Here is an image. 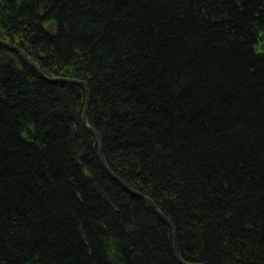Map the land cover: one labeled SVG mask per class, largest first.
<instances>
[{"label": "trees", "instance_id": "16d2710c", "mask_svg": "<svg viewBox=\"0 0 264 264\" xmlns=\"http://www.w3.org/2000/svg\"><path fill=\"white\" fill-rule=\"evenodd\" d=\"M0 40L40 68L0 44V264H179L69 81L186 262L264 264V0H0Z\"/></svg>", "mask_w": 264, "mask_h": 264}, {"label": "bare ground", "instance_id": "6f19581e", "mask_svg": "<svg viewBox=\"0 0 264 264\" xmlns=\"http://www.w3.org/2000/svg\"><path fill=\"white\" fill-rule=\"evenodd\" d=\"M40 5L41 4H37L36 6L33 7V11L30 12L31 18H33V20H36V22L40 23L41 25L43 23V19H41L40 14H38V12L40 11ZM34 15V16H32ZM62 27H67V25L64 24V26ZM252 31V30H251ZM253 49L255 50L257 55H262L263 53V48L262 46L258 45V46H254ZM11 50V49H10ZM87 86V85H86ZM90 101H91V95H90ZM90 107V106H89ZM89 110V109H88ZM85 111V110H84ZM88 113V111H87ZM87 124L90 127L89 121L87 120ZM87 124H85L84 122V118H83V127L85 126L87 128ZM88 129V128H87ZM95 133H97L96 130H94ZM90 137H94L96 138L92 133H90ZM85 137H81L79 138L80 140H84ZM102 143H103V139L101 138ZM98 141V140H97ZM99 142V141H98ZM104 147V144H103ZM115 150H119V147H114ZM111 173L114 175L112 176L111 173L108 172L109 176L111 177L112 181L118 182L117 179L122 180L123 182H125L132 190L133 193H129L139 199L140 201L147 203L150 207V209L155 213L156 217L158 218L159 222H160V227L161 225L163 226V231L167 232V234L171 235V237L173 236V242H174V250H175V238L178 241V249H179V258L177 257L176 253H175V258L177 260V262L179 264H191L189 262H186L185 259L182 257L181 253H180V247H179V234H178V229L177 226L175 225L173 219L171 218L170 214H168L167 212H164L162 207L160 206V204H157L153 199H151L150 197H148L149 195L144 192V190H136L134 188H132L129 183H127V181H125V179L123 178H128L129 181H131L132 177H123L122 175H120L117 171H113L112 169L110 170ZM119 183V182H118ZM149 198L150 200H152L154 202V204L157 206L156 209H154L145 199ZM192 264H196V263H192Z\"/></svg>", "mask_w": 264, "mask_h": 264}, {"label": "water", "instance_id": "95a60500", "mask_svg": "<svg viewBox=\"0 0 264 264\" xmlns=\"http://www.w3.org/2000/svg\"><path fill=\"white\" fill-rule=\"evenodd\" d=\"M0 44L2 46H4L5 48L7 49H11V50H14L16 51L21 57L22 59L29 65H32V66H35L37 67L39 70V66L37 64H35L33 61H31L24 53H23V50L18 47L17 45L13 44V43H9V42H6V41H3V40H0ZM42 76L45 77V75L43 74V72H41ZM47 80H50V81H54V80H59V81H67L65 79H51V78H47L45 77ZM69 82H73L75 84H78L80 85L85 91H86V94H87V98H86V105H85V111H84V115H83V118H84V122L85 124H87V111L89 109V106H90V93H89V90H88V87L86 86L85 83L83 82H78V81H69ZM89 132L92 133L96 139L99 141V144H100V160H101V163L103 164V166L105 167V169L111 173L106 161H105V157H104V147H103V143H102V140H101V137L99 136L98 133H95L94 129L89 127L88 124L86 125ZM112 174V173H111ZM112 176H114L112 174ZM117 181L127 190L129 191L130 193H133V190L125 183L123 182L122 180L120 179H117ZM154 209H156V205L154 204V202L152 200H150L149 198L145 199ZM175 253L177 255V257L179 258V249H178V241L177 239L175 238ZM192 264V263H191Z\"/></svg>", "mask_w": 264, "mask_h": 264}]
</instances>
